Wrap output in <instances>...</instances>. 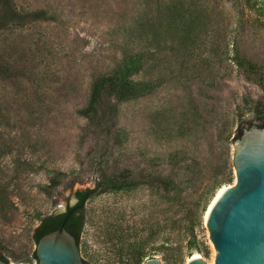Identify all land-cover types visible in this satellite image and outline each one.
Here are the masks:
<instances>
[{
    "label": "rangeland",
    "instance_id": "obj_1",
    "mask_svg": "<svg viewBox=\"0 0 264 264\" xmlns=\"http://www.w3.org/2000/svg\"><path fill=\"white\" fill-rule=\"evenodd\" d=\"M250 1L254 8L242 0H0L46 15L0 30V60L13 70L0 78V254L8 263L37 264L35 228L73 203L75 190L132 176L137 185L85 201L82 259L214 264L207 206L235 180L238 130L264 120V11ZM134 57L132 77L151 90L118 103L106 134L80 110L95 76ZM148 173L169 176L172 194L140 183Z\"/></svg>",
    "mask_w": 264,
    "mask_h": 264
},
{
    "label": "water",
    "instance_id": "obj_2",
    "mask_svg": "<svg viewBox=\"0 0 264 264\" xmlns=\"http://www.w3.org/2000/svg\"><path fill=\"white\" fill-rule=\"evenodd\" d=\"M262 121L243 126L234 137L235 180L207 212L205 224L216 250L214 264H264V126L256 125ZM35 255L37 264H82L76 239L63 225L40 236ZM0 264L10 263L0 259ZM145 264L163 263L151 257ZM187 264L207 263L195 256Z\"/></svg>",
    "mask_w": 264,
    "mask_h": 264
},
{
    "label": "trees",
    "instance_id": "obj_3",
    "mask_svg": "<svg viewBox=\"0 0 264 264\" xmlns=\"http://www.w3.org/2000/svg\"><path fill=\"white\" fill-rule=\"evenodd\" d=\"M243 6L254 8L253 2L250 0H242ZM241 2V1H240ZM6 4L8 2L6 1ZM257 10L264 11V0L258 1ZM46 15L42 10L18 12L13 7L8 5L2 7L0 4V30L11 25H22L26 22L45 19ZM141 61L140 57H134L124 61L118 67L107 73H102L95 76L91 82L90 94L87 104L80 110V114L85 117L94 128L100 131L110 132V127L115 124V113L117 104L129 99L137 98L149 92L150 85L143 80H136L132 77V72L138 70L137 65ZM13 74L11 66L0 60V78H6ZM264 115V110L261 112ZM254 124L249 123V125ZM248 125V126H249ZM258 126H264V121L256 123ZM247 127V126H246ZM240 128L236 137L241 133ZM138 181L132 176L118 177L105 176L101 178L93 187L77 189L74 191V196L77 201L67 206L62 213L55 215H46L34 230V240L37 243L40 236L44 233L56 229L63 225L71 234L74 235L77 244H79L80 234L84 225V203L85 201L102 192L109 190H120L124 187L137 185ZM140 183L153 187L160 191L163 195L169 197L174 189L172 180L167 175L145 174ZM52 184V183H51ZM34 259L37 261L35 251L33 252ZM140 256V255H139ZM136 257V263L140 258ZM0 259L8 262V260L0 254ZM82 264H87L82 259Z\"/></svg>",
    "mask_w": 264,
    "mask_h": 264
},
{
    "label": "bare ground",
    "instance_id": "obj_4",
    "mask_svg": "<svg viewBox=\"0 0 264 264\" xmlns=\"http://www.w3.org/2000/svg\"><path fill=\"white\" fill-rule=\"evenodd\" d=\"M226 186H221L217 189L215 195L212 197L211 201L209 202L207 209H206V215L207 212L209 210V208L211 207V205L213 204V202L217 199V197L221 194V192L225 189ZM206 218V217H205Z\"/></svg>",
    "mask_w": 264,
    "mask_h": 264
},
{
    "label": "flooded vegetation",
    "instance_id": "obj_5",
    "mask_svg": "<svg viewBox=\"0 0 264 264\" xmlns=\"http://www.w3.org/2000/svg\"><path fill=\"white\" fill-rule=\"evenodd\" d=\"M74 197H75V196H74ZM76 201H77V199H76V197H75V201H74L73 203H70V204L67 205V206H71V205H73ZM67 206L65 207L64 211L66 210ZM64 211H62V212H64ZM62 212H60V213H62Z\"/></svg>",
    "mask_w": 264,
    "mask_h": 264
}]
</instances>
